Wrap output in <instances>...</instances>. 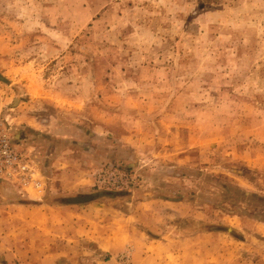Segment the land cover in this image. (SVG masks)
I'll return each instance as SVG.
<instances>
[{
  "label": "rangeland",
  "instance_id": "rangeland-1",
  "mask_svg": "<svg viewBox=\"0 0 264 264\" xmlns=\"http://www.w3.org/2000/svg\"><path fill=\"white\" fill-rule=\"evenodd\" d=\"M30 117L50 202L96 197L52 264H162L190 233L264 264V0H0V123Z\"/></svg>",
  "mask_w": 264,
  "mask_h": 264
},
{
  "label": "crops",
  "instance_id": "crops-1",
  "mask_svg": "<svg viewBox=\"0 0 264 264\" xmlns=\"http://www.w3.org/2000/svg\"><path fill=\"white\" fill-rule=\"evenodd\" d=\"M23 121L27 125L22 126V128L17 127L18 130L14 132L15 134L13 133L14 136L11 134L12 141L14 140L15 147L19 151L25 152L37 166L39 178L43 180L45 187L43 190L35 188L21 189L18 185L0 178V264H52L63 259V253L53 252L52 250L41 252L43 250L41 247L46 245L51 248L52 240L57 239L52 237L53 223L58 226L57 235L62 238L63 223L65 222L63 216L71 214L75 217L76 215L84 216L80 211L85 213L86 211L88 213L94 212L93 205L96 199L86 202L87 204L50 202L49 196L46 197L49 169L45 168L44 170L42 166L45 162L44 165L48 167L49 158H46V156L44 158L36 152L39 147L28 145L31 140H36L38 136L48 138L49 136L44 131L48 130L50 125L34 117ZM34 143L38 144L36 141ZM75 212L79 213L75 214ZM13 228L14 231H12ZM2 231L5 232L4 236H2ZM65 232H67L66 234L71 233ZM211 234L213 232L203 231L199 235L206 239ZM101 237L96 245L97 252L99 254L110 253L113 243L110 244L108 240H103V238H107L105 235ZM195 238L196 236L191 235V233L180 238L182 242L191 241L188 244V249L178 248L169 253L162 251L154 254L163 257L162 264H176V260L178 261L177 264H222L223 258H225L222 253L213 255L211 248H209L210 242H204L200 245L201 242L195 241ZM6 243H8L7 247ZM168 254H171L173 258L177 257V259L172 262V259L167 257ZM183 255L188 257L187 260L182 259Z\"/></svg>",
  "mask_w": 264,
  "mask_h": 264
},
{
  "label": "built area",
  "instance_id": "built-area-1",
  "mask_svg": "<svg viewBox=\"0 0 264 264\" xmlns=\"http://www.w3.org/2000/svg\"><path fill=\"white\" fill-rule=\"evenodd\" d=\"M7 128L0 123V178L21 189L43 190L44 184L39 178L37 166L26 153L15 147Z\"/></svg>",
  "mask_w": 264,
  "mask_h": 264
},
{
  "label": "water",
  "instance_id": "water-1",
  "mask_svg": "<svg viewBox=\"0 0 264 264\" xmlns=\"http://www.w3.org/2000/svg\"><path fill=\"white\" fill-rule=\"evenodd\" d=\"M95 198L96 197H94L93 195H81V196L69 198L66 200V202L72 203V204L86 203V202L95 200Z\"/></svg>",
  "mask_w": 264,
  "mask_h": 264
},
{
  "label": "trees",
  "instance_id": "trees-1",
  "mask_svg": "<svg viewBox=\"0 0 264 264\" xmlns=\"http://www.w3.org/2000/svg\"><path fill=\"white\" fill-rule=\"evenodd\" d=\"M14 141V140H13Z\"/></svg>",
  "mask_w": 264,
  "mask_h": 264
}]
</instances>
